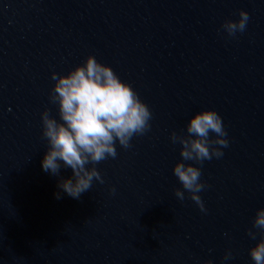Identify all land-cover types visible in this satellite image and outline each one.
<instances>
[{
	"label": "water",
	"instance_id": "95a60500",
	"mask_svg": "<svg viewBox=\"0 0 264 264\" xmlns=\"http://www.w3.org/2000/svg\"><path fill=\"white\" fill-rule=\"evenodd\" d=\"M241 9L245 30L228 36L221 25ZM90 54L152 116L129 148L95 165L103 183L74 199L57 186L70 168H41L40 113L58 119L52 73ZM202 109L217 111L228 140L220 158L195 165L206 212L186 191L175 196L181 146L170 140ZM259 207L264 0H0V264H253L247 232Z\"/></svg>",
	"mask_w": 264,
	"mask_h": 264
},
{
	"label": "clouds",
	"instance_id": "9594fccd",
	"mask_svg": "<svg viewBox=\"0 0 264 264\" xmlns=\"http://www.w3.org/2000/svg\"><path fill=\"white\" fill-rule=\"evenodd\" d=\"M248 19V13L241 9L238 19L225 20L221 28L234 37L245 30ZM51 78L54 83L49 101L56 106L58 119L51 116L47 108L40 113L41 133L47 141L41 168L54 176H59L61 167L70 168L71 175L61 177L57 186L64 194L78 199L92 186L94 179L103 183L95 165L109 157L115 158L117 144L129 148L134 135H143L150 128L152 113L129 83L120 79L110 65L99 62L91 54L67 74L53 72ZM185 128V135L174 131L170 134L172 143L181 146L180 159L173 165L172 172L184 191L176 188L175 196L183 201L186 191L199 209L206 212L199 193L207 184L200 179L201 170L195 165L213 157L220 158L223 152L218 146L227 147V133L221 116L214 109L193 113ZM110 191L115 192V189ZM55 195L60 198V193ZM247 235L255 241L248 249L251 261L264 264V207L255 210L252 229ZM231 256V251H226L224 260Z\"/></svg>",
	"mask_w": 264,
	"mask_h": 264
}]
</instances>
